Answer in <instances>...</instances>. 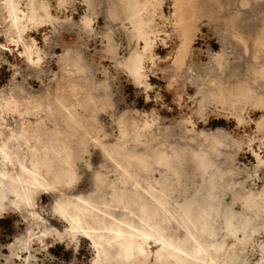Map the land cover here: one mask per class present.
<instances>
[{"label":"rangeland","instance_id":"obj_1","mask_svg":"<svg viewBox=\"0 0 264 264\" xmlns=\"http://www.w3.org/2000/svg\"><path fill=\"white\" fill-rule=\"evenodd\" d=\"M6 1L0 0V150L9 154L6 159L0 154V163L5 160V171L20 173L22 166L30 167L32 162L34 145L16 137L17 128L21 131L22 127H27L28 133L32 134L38 124L45 121L43 137L50 128L54 129V123L46 119L42 111L34 110L30 116L25 108H21L19 115L15 112L16 90L25 88L30 96L47 107H57V103L65 101L68 106L75 105L80 118L98 119L97 123H90L92 129L85 136V145L96 148L98 153V158L92 159V170L102 163L103 147H127L137 155L146 156L152 172L141 173L139 180L155 187H175V190H166L169 214L172 211L179 213L182 205L199 197L211 200L213 195L220 196L214 220L206 224L214 234L206 240L213 243V249L222 252L219 264H257L264 259L260 247L264 244V210L254 211L247 202L249 195L258 196L264 191V47L256 38L264 27V19L259 20L264 12L254 10L245 16L239 14L244 26L259 20L260 26L256 31H250L251 34L243 31L240 22H236L240 24L233 30L227 18L212 22L203 19L199 24L201 32L180 68L176 57L181 38L173 26L174 1L161 0L162 5L156 6V13L150 8L148 16L154 20L155 34L153 51L145 55L143 64L147 87L138 85L130 70L118 65L136 50L143 53L145 42L132 37L131 23L123 18L109 17L114 0H91L93 6L90 0H72L71 4L62 7L61 0H43L58 22L40 27L23 22L18 29ZM18 4L20 11L28 12L29 0H18ZM85 19H90L88 28L84 26ZM24 28L27 30L22 35ZM109 40L114 43L116 60L108 52ZM68 52L80 56L87 65L89 71L83 76L93 79V87L109 84L110 94L106 96L103 88L95 92L93 89H74L70 76L72 68L64 65ZM233 75L242 84L252 87L246 101L240 98L242 92L235 94L234 101L225 98L230 95L224 94L231 88L228 80ZM208 78L212 80L209 85L202 83ZM88 86L90 84L84 87ZM235 90L231 88V92ZM86 92L104 97L103 102L98 99L84 109V103L90 102ZM211 93L218 95V100L209 101ZM8 101L12 105L7 104ZM216 122L224 125L214 127L212 124ZM122 129L128 134H121ZM160 155L171 156L170 160L173 158L175 162L159 165L157 158ZM196 158L207 160L210 170L204 173L199 163L202 161L193 160ZM88 168L79 164L76 169V193H90L93 189L94 175ZM9 174L4 180L9 179ZM212 185L215 187L206 194ZM52 202L50 195H43L38 201L37 215L40 214L44 222L54 215ZM233 212L236 216L246 215L251 219L249 228L258 230L252 244L242 245L244 235L229 233L225 228L224 217ZM29 213L31 211L9 210L0 214V221L8 222V228L0 225V264H98V253L91 241L81 237L78 244L68 237H57V232L65 233L69 227L64 222L46 234L41 221L36 222ZM150 243V259L145 263L139 260L138 264H161L156 259L160 247ZM10 246L16 247L17 252ZM57 246L64 249L61 257L52 254V249ZM66 252L70 253L67 259Z\"/></svg>","mask_w":264,"mask_h":264},{"label":"bare ground","instance_id":"obj_2","mask_svg":"<svg viewBox=\"0 0 264 264\" xmlns=\"http://www.w3.org/2000/svg\"><path fill=\"white\" fill-rule=\"evenodd\" d=\"M173 1V26L181 38L180 50L176 57L177 66H180V68H183L186 57L191 53L190 50L196 36L201 32L199 24L203 19H208L212 22L227 18V20H230H228V23L233 25V30L238 28L236 26L237 24L241 23L243 25V31H247L248 34H251L250 31H256V27L260 26L259 20L264 19L263 13L259 20L255 19V22L248 21L249 23L244 26L241 22L243 17L239 16V14L243 16L252 14L254 10L264 12V0ZM71 2L72 0H61L60 6H67ZM7 3L14 18L13 23L17 29L21 27L23 22H26L27 25L32 24L35 27H40L45 23L54 24L58 22L52 16L50 7L43 0H29L27 13L18 9V0H7ZM157 5H162L161 0H114L109 10V17L111 19L123 18L125 22L131 23L133 25L132 37H137L138 40L145 42L143 53L136 50L128 60L118 64L120 67L126 68V70L129 69L135 82L140 86L146 85L148 87V84L144 81L143 64L145 55L153 51L154 43L152 42V38L155 34V25L153 26L154 20L148 16L151 13L150 8H153L156 13ZM91 6H93L92 3ZM90 25V19H85L84 26L88 28ZM26 30L27 28H24L21 34L23 35ZM235 38L241 41V38H238V36H235ZM256 38L258 40L260 39L259 44L264 47V27L256 34ZM113 48H115L114 43L112 40H109L108 52L116 60L117 56ZM65 58L67 59L65 60V64H63L69 68L71 67L73 71V74H70V76L74 89L78 88L83 90V88H86L93 89L95 92L103 88L107 92L106 96L110 94L111 87L109 84H105L104 82V86L93 87V85L95 86L93 79L90 77L86 79L85 77L87 76H83L89 71V68L83 63L80 56H74L69 53ZM211 81L208 78L206 82L203 81L202 83L209 85ZM228 81H230L228 83L229 86L236 90L235 92H231V88H229V91L227 90L224 94H230L229 97L227 95L226 97L223 96L234 101L236 98L235 94L242 92L240 98L246 101L250 93H252V91L249 93L252 87L244 84V82L242 84L238 77L236 78L234 75ZM217 82L219 83V80ZM218 83L215 84L216 87ZM88 84L90 86L84 87ZM16 92L17 96L13 101L17 103H15V112H18V115L21 108H25L28 116L32 115L31 113L34 110L42 111L46 114V119L54 123V129L51 130L52 128H50L49 132L43 137V123L45 121H42V123L38 124V129L32 132V134L28 133L29 130L27 127H22L21 131L18 128L17 131L15 130L16 137H19L27 144L34 145L32 162L30 167L27 165L22 166L21 172L16 174H9V172L5 171V160L0 163V214L6 213L9 210L20 212L31 211L29 215L36 222L41 221L46 234H50L53 228L60 227V222L66 223L69 227L65 230V233L63 232L61 234L57 232L56 236L60 238L68 237L69 240L71 239L78 244L81 237L87 241H91L94 250L98 253V264H138L139 260H144L145 263V261L150 259V254L152 253V250H150V242L160 247L156 253V259L161 264H219L222 252L218 249H213V243L206 240V237L209 239L214 237L213 232L209 231L206 224L213 222L214 215L216 214L215 209L218 211L219 207L216 202L220 196L213 195L211 200L199 197L197 200L194 199L182 205L179 213L172 211L169 214L167 211H169L168 207L170 205L169 200H167L166 190L167 188L169 190H175V187H155L148 184L145 185V183L139 180L141 173L152 172L146 156L137 155L134 151L127 150V147H103V152L102 154L100 153L102 163L100 162V166L92 170V159L94 158L95 160L98 158V153H96L97 151L95 152L96 148L90 147V149L85 145L87 143L85 136L90 131L89 129H92L90 123H97V117L89 118V120L80 118L75 105L68 106L65 101L57 103V107H47L48 105L45 106L30 96L25 88L21 91L16 90ZM87 96H89L90 102H87V100L84 103V109L88 108V104L93 105V101L95 102L98 99V102H103L102 98H104L96 97L91 92ZM2 98L6 100L5 97L2 96ZM218 98L219 96L213 93L208 96L209 101H216ZM253 98L256 99L255 96ZM257 99L260 102L263 101L262 98ZM110 101L112 100L110 99ZM237 103L239 102L237 101ZM7 104L12 105L10 101ZM79 104L81 105L80 102ZM123 115L121 116L123 117ZM125 129L121 130V134H128V132L125 133ZM0 154L4 159L9 155L4 149L0 150ZM176 155L179 154L177 153ZM170 157L160 155L157 158L158 164L166 165L167 162L171 161ZM193 160L198 162L200 159L196 158ZM209 160L211 159L209 158ZM200 161H202L199 163L204 173L209 171L210 163L207 160ZM171 162H175L173 158ZM79 164L86 165L89 167L88 170L93 172L95 181L94 185L92 184L93 189L90 193H76L75 191L76 188L74 186L78 183L76 169ZM6 174H9L8 180H4ZM148 183L150 184V182ZM213 187L215 185H212L206 194H210ZM219 189L221 190L222 188L219 187ZM43 195L52 196L53 201L52 207L54 215L47 222L40 219V214L37 215L39 209L38 201L41 200ZM249 196L247 202L251 204L254 211L264 210V191L258 196ZM224 218L225 228L229 233L243 234L244 240L242 241V245L247 246L252 244L253 235H256L255 233L258 230H251L249 228L248 225L251 219L246 215L236 216L234 212L228 215L226 214ZM171 229H173L172 232H170ZM260 247L264 252V244H261ZM15 248L14 246H10L11 250L17 252V250H14ZM27 249L28 246L26 247ZM116 250L117 252H115ZM103 258H105V261H102ZM263 262L264 259L260 260L257 264H263Z\"/></svg>","mask_w":264,"mask_h":264},{"label":"trees","instance_id":"obj_3","mask_svg":"<svg viewBox=\"0 0 264 264\" xmlns=\"http://www.w3.org/2000/svg\"><path fill=\"white\" fill-rule=\"evenodd\" d=\"M212 125L214 127L215 126H221V125L223 126L224 123L223 122H220V123L216 122V123H213ZM7 223H8L7 221H0V225L3 228H8V224ZM63 251H64L63 247L57 246L56 249H52V254L55 255L56 257H61ZM64 255H65V258L67 259L69 257V255H70V253L66 252Z\"/></svg>","mask_w":264,"mask_h":264}]
</instances>
